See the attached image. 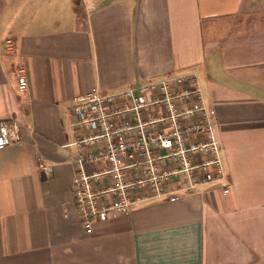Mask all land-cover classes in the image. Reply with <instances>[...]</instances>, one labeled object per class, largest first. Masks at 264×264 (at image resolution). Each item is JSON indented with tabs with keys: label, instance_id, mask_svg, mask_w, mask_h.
<instances>
[{
	"label": "crops",
	"instance_id": "obj_1",
	"mask_svg": "<svg viewBox=\"0 0 264 264\" xmlns=\"http://www.w3.org/2000/svg\"><path fill=\"white\" fill-rule=\"evenodd\" d=\"M190 73L217 110L231 193L152 200L88 230L75 98ZM2 122L21 139L0 149V264H264V0H0Z\"/></svg>",
	"mask_w": 264,
	"mask_h": 264
},
{
	"label": "built area",
	"instance_id": "obj_2",
	"mask_svg": "<svg viewBox=\"0 0 264 264\" xmlns=\"http://www.w3.org/2000/svg\"><path fill=\"white\" fill-rule=\"evenodd\" d=\"M7 49L16 52L13 41ZM19 91H29L19 67ZM77 153L74 198L84 226L130 215L152 200L176 203L220 185L231 193L216 108L196 73L172 74L117 92L96 89L75 98ZM20 124L0 123V149L18 142ZM47 174L52 167L39 159Z\"/></svg>",
	"mask_w": 264,
	"mask_h": 264
}]
</instances>
